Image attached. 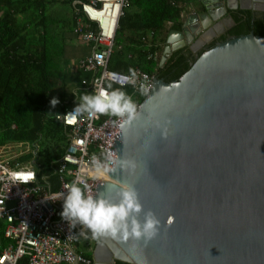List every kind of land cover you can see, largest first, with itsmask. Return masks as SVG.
<instances>
[{"label":"water","instance_id":"water-1","mask_svg":"<svg viewBox=\"0 0 264 264\" xmlns=\"http://www.w3.org/2000/svg\"><path fill=\"white\" fill-rule=\"evenodd\" d=\"M198 4L169 31L159 67L185 47L194 62L176 81L153 76L138 118L117 128L110 150L139 167L90 172L102 181L91 195H114L116 182L133 185L139 218L154 212L159 234L135 250L134 241L98 238L93 264H264V36L251 31L206 48L233 26L228 12L264 14V0Z\"/></svg>","mask_w":264,"mask_h":264},{"label":"trees","instance_id":"trees-1","mask_svg":"<svg viewBox=\"0 0 264 264\" xmlns=\"http://www.w3.org/2000/svg\"><path fill=\"white\" fill-rule=\"evenodd\" d=\"M130 7L119 20L115 51L108 68L128 74L138 68L170 83L185 73L195 60L188 48L171 54L159 67V54L165 42L164 24L180 30V15L197 0H128ZM233 26L211 48L231 36L253 32L264 36V14L251 17L250 11H233ZM71 0H0V147L8 143H28L29 152L19 161H32L39 180L54 181L56 161L63 155L69 129L55 118L73 104L64 77V47L74 26ZM150 34V36H149ZM144 38V40H142ZM120 46V49L117 47ZM203 50L198 51L200 55ZM60 103L54 108L52 92ZM139 105L144 97L131 88H121ZM70 96V99H69ZM104 116V115H103ZM5 224L0 221V246ZM85 256L92 260L87 239ZM19 264H25L21 261ZM115 264H128L116 261Z\"/></svg>","mask_w":264,"mask_h":264},{"label":"built area","instance_id":"built-area-1","mask_svg":"<svg viewBox=\"0 0 264 264\" xmlns=\"http://www.w3.org/2000/svg\"><path fill=\"white\" fill-rule=\"evenodd\" d=\"M71 5L75 20L73 33L92 47L91 55L80 62L83 70L94 73L89 91L98 92L111 84L112 88L129 87L133 93L147 97L152 75L138 68L128 74L108 68L116 47L118 23L129 1L71 0ZM75 106L76 103L55 115L68 127L69 133L66 149L56 161L54 181H40L33 160L19 161L31 147L25 148L20 143L0 147V221L5 224L3 238L8 241L7 246H0V264L21 261L25 264H92L78 247L80 241L86 240L80 234L83 226L69 227L60 216L62 198L50 199L54 193L66 191L63 186L73 180L86 185L87 194H92L102 181L90 177L91 157L111 151L118 124L113 123L117 118L108 115L74 116ZM14 147H18L17 150H13Z\"/></svg>","mask_w":264,"mask_h":264},{"label":"clouds","instance_id":"clouds-1","mask_svg":"<svg viewBox=\"0 0 264 264\" xmlns=\"http://www.w3.org/2000/svg\"><path fill=\"white\" fill-rule=\"evenodd\" d=\"M130 82L134 81L130 80ZM59 103L56 97L50 101L53 108ZM82 114L115 117L117 119L113 123L118 124L121 129H125L139 115L137 104L132 97L121 88H112L111 84L98 92L80 95L73 115ZM154 123L157 128L163 127L159 120ZM90 164L99 177L113 175L116 172L135 173L139 167L135 159L126 158L112 151L101 156L93 154ZM63 187L66 191L54 193L53 199L50 200L62 198L61 218L73 229L77 225L83 226L80 234L85 239L90 232L95 238L108 237L122 243L134 241L136 243L133 244V250H135L139 242L147 243L159 234L161 222L154 212L144 213L143 220L139 218L143 206L136 188L131 184L116 182L111 188L114 195L107 196L87 194V186H81L77 180L66 183Z\"/></svg>","mask_w":264,"mask_h":264},{"label":"crops","instance_id":"crops-1","mask_svg":"<svg viewBox=\"0 0 264 264\" xmlns=\"http://www.w3.org/2000/svg\"><path fill=\"white\" fill-rule=\"evenodd\" d=\"M199 0H197L195 3L190 4L189 6H187V8L185 10L182 11L181 15H180V23H181V27H182V23L186 20L187 15L192 13L194 10L196 11H200V6H199ZM72 6V5H71ZM130 7V5H129ZM73 8V7H72ZM194 9V10H193ZM127 10V9H126ZM74 11V9H73ZM75 22V20H74ZM75 26V24H74ZM73 26V29H74ZM172 24L170 22H166L164 24V28H163V32L162 35L164 36V39L166 38V36L168 35L169 31L172 30L171 28ZM94 29V27H93ZM225 33V32H224ZM223 34V33H222ZM221 34V35H222ZM219 35L218 38L221 36ZM74 39V41H76L78 44L82 45V46H86L87 48H89V53L88 55L81 57V58H73V60L71 62H69L68 60L65 59V52H67V45L69 44L70 40ZM217 40V38H213L212 40H210L209 43L213 42ZM92 53V47L90 45L84 44L82 43L73 33L66 39L65 42V47H64V77L66 79V84L69 86L70 88V95L73 99V104L79 101V97L82 93H91V91H89V84L91 83L93 77H94V73L90 72V71H85L80 67V62L87 56L91 55ZM72 74H78V79L74 80L72 79L70 76ZM60 83H58L56 85V88L54 89V91L52 92V97H54V93L56 95L57 90L60 89ZM70 99V96H69ZM57 114V113H56ZM55 114V115H56ZM9 145H15L16 143H8ZM8 144H5L8 146ZM20 145H23L25 148H30V144H26L24 142L20 143ZM19 145V146H20ZM18 147H14L13 150H17ZM84 243V241H83Z\"/></svg>","mask_w":264,"mask_h":264},{"label":"rangeland","instance_id":"rangeland-1","mask_svg":"<svg viewBox=\"0 0 264 264\" xmlns=\"http://www.w3.org/2000/svg\"><path fill=\"white\" fill-rule=\"evenodd\" d=\"M66 47L68 49H67V52H65V59L68 60L69 62H71L73 60V58H81V57H84V56L90 54L89 48H87L86 46H82V45L78 44L76 41H74V39H71L69 44ZM161 54H162V52L159 54V61H160ZM70 77L74 80H77L78 74H72ZM92 245L93 244H91V247H92ZM78 247L81 250L84 249L83 241H80L78 243ZM90 251H92V250L90 249Z\"/></svg>","mask_w":264,"mask_h":264},{"label":"flooded vegetation","instance_id":"flooded-vegetation-1","mask_svg":"<svg viewBox=\"0 0 264 264\" xmlns=\"http://www.w3.org/2000/svg\"><path fill=\"white\" fill-rule=\"evenodd\" d=\"M236 11H238V10H236ZM232 12L233 11H230V12H228L227 14L229 15V16H231V18H232ZM260 14H262V13H259V12H251V17H252V19H254L256 16H258V15H260ZM227 18V17H226ZM228 23H227V20H225L224 21V23L222 24V27H226V25H227ZM227 31V30H226ZM186 48V47H185ZM87 241H88V244H89V246L87 247V251H89L90 249L92 250L93 248H94V246L98 243V238H94L91 234L90 235H88V239H87ZM91 244H93L92 245V247H91ZM83 245H84V249H85V244L83 243ZM92 264H93V261H92Z\"/></svg>","mask_w":264,"mask_h":264}]
</instances>
